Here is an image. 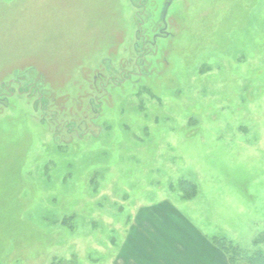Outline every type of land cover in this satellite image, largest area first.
<instances>
[{
    "label": "rangeland",
    "instance_id": "rangeland-1",
    "mask_svg": "<svg viewBox=\"0 0 264 264\" xmlns=\"http://www.w3.org/2000/svg\"><path fill=\"white\" fill-rule=\"evenodd\" d=\"M167 2L0 0V264H108L161 206L264 252V0H171L153 44Z\"/></svg>",
    "mask_w": 264,
    "mask_h": 264
},
{
    "label": "crops",
    "instance_id": "crops-1",
    "mask_svg": "<svg viewBox=\"0 0 264 264\" xmlns=\"http://www.w3.org/2000/svg\"><path fill=\"white\" fill-rule=\"evenodd\" d=\"M191 221L170 207L141 211L108 264H229L212 233Z\"/></svg>",
    "mask_w": 264,
    "mask_h": 264
},
{
    "label": "trees",
    "instance_id": "trees-1",
    "mask_svg": "<svg viewBox=\"0 0 264 264\" xmlns=\"http://www.w3.org/2000/svg\"><path fill=\"white\" fill-rule=\"evenodd\" d=\"M261 237H258L255 244L264 242V234ZM212 239L215 245L226 254L230 264H264L263 251L247 253L242 251L238 246H235L232 242H227L224 238L214 236Z\"/></svg>",
    "mask_w": 264,
    "mask_h": 264
},
{
    "label": "flooded vegetation",
    "instance_id": "flooded-vegetation-1",
    "mask_svg": "<svg viewBox=\"0 0 264 264\" xmlns=\"http://www.w3.org/2000/svg\"><path fill=\"white\" fill-rule=\"evenodd\" d=\"M161 13H162V12H161ZM160 21H161V16H160ZM162 24L164 25V28H162V29L159 30L160 34H155V35H154V39H155V40H154L153 44L155 43L156 40L160 39L161 37H166V36H167V33H166V31H165V28H166V26H167V25H166V21H165V23L162 22ZM127 79H128V78H127ZM127 79H124V80H127ZM110 83H111V82H108V84H110ZM12 85H16V82H11L9 85H7V86L4 87V93H5V96L0 98V106H2V107H6V104H7V103L3 104V103L1 102L2 99L4 98L5 101L7 102V100L10 98V96H12V95L15 94V90L12 88ZM23 92H25V91L22 89V90H18L17 93H23ZM94 102H95V101L93 100L92 103H91V101L88 103V105L90 106V108H91V110H92L93 112H95V110L92 109V107L95 105V104H93ZM91 104H92V106H91Z\"/></svg>",
    "mask_w": 264,
    "mask_h": 264
},
{
    "label": "water",
    "instance_id": "water-1",
    "mask_svg": "<svg viewBox=\"0 0 264 264\" xmlns=\"http://www.w3.org/2000/svg\"><path fill=\"white\" fill-rule=\"evenodd\" d=\"M170 3H171V0H168V2L163 7V10L161 13V22H163V23H165V17H166Z\"/></svg>",
    "mask_w": 264,
    "mask_h": 264
}]
</instances>
